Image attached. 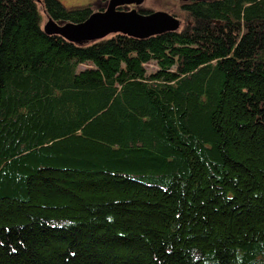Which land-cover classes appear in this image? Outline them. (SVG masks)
Instances as JSON below:
<instances>
[{"label": "trees", "instance_id": "16d2710c", "mask_svg": "<svg viewBox=\"0 0 264 264\" xmlns=\"http://www.w3.org/2000/svg\"><path fill=\"white\" fill-rule=\"evenodd\" d=\"M98 9L0 0V264H264V0L44 29Z\"/></svg>", "mask_w": 264, "mask_h": 264}, {"label": "water", "instance_id": "95a60500", "mask_svg": "<svg viewBox=\"0 0 264 264\" xmlns=\"http://www.w3.org/2000/svg\"><path fill=\"white\" fill-rule=\"evenodd\" d=\"M143 1L109 0L104 9L95 10L84 21L58 22L49 18L44 29L48 33H59L70 40L82 42L103 38L115 32L147 37L180 27V18L168 10L149 9L143 12L138 6L128 7L132 3L140 4Z\"/></svg>", "mask_w": 264, "mask_h": 264}, {"label": "rangeland", "instance_id": "374dc122", "mask_svg": "<svg viewBox=\"0 0 264 264\" xmlns=\"http://www.w3.org/2000/svg\"><path fill=\"white\" fill-rule=\"evenodd\" d=\"M109 0H62L67 6H76V5H86L93 4L95 9H98L100 5H106ZM183 0H144L142 3L138 4L140 8H148L151 10L156 9H165L170 12H176L182 22V25L186 23L185 13L181 9V3ZM40 7L43 9L42 4ZM131 8V6H128ZM43 11V10H42ZM44 13V11H43ZM47 15L44 13V23L47 22ZM149 70H154L157 68V65L154 62L148 63Z\"/></svg>", "mask_w": 264, "mask_h": 264}, {"label": "flooded vegetation", "instance_id": "af4514ba", "mask_svg": "<svg viewBox=\"0 0 264 264\" xmlns=\"http://www.w3.org/2000/svg\"><path fill=\"white\" fill-rule=\"evenodd\" d=\"M129 6H131V7L138 6V7H139V5H138V4H135V3H132V4H130ZM148 10H149V9H148Z\"/></svg>", "mask_w": 264, "mask_h": 264}]
</instances>
